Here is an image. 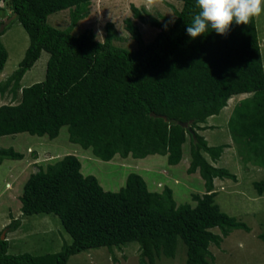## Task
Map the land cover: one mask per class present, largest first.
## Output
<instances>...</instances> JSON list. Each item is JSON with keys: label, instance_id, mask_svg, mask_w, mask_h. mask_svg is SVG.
Masks as SVG:
<instances>
[{"label": "trees", "instance_id": "1", "mask_svg": "<svg viewBox=\"0 0 264 264\" xmlns=\"http://www.w3.org/2000/svg\"><path fill=\"white\" fill-rule=\"evenodd\" d=\"M91 1L6 0L29 44L17 69L0 81V96L20 90L16 103L0 104V136L27 132L53 139L67 126L71 142L104 161L116 154H160L169 165L182 159L188 136L186 170L199 172L205 192L191 194L195 205L177 204L171 187L151 191L135 172L119 190H105L94 175H83L77 156L66 154L29 175L20 201L23 214L57 215L71 242L54 252L11 254L8 240L0 237V264H67L86 249L130 242L139 244L141 261L154 264L161 254L174 257L179 240L186 247L184 264H212L211 244L219 246L234 229L250 227L215 202L214 178L237 177L210 163L203 152L216 161L228 145H209L197 130L208 129L207 118L219 114L231 96L252 93L235 104L227 125L243 162L264 167V65L255 17L249 24L233 23L226 35L209 28L193 39L186 28L200 11L196 0H180L174 22L131 4L133 17L158 31L145 41L139 26L125 18L136 41L129 50L113 43L112 22L106 24L103 41L92 30L72 32ZM64 9L70 11V24L52 26L48 16ZM4 32L0 30V72L8 58ZM43 50L49 53L44 79L21 87ZM23 157L13 147L0 146V163ZM253 186L261 195L264 178ZM18 223L14 219L9 225L15 229ZM258 237L264 241V231Z\"/></svg>", "mask_w": 264, "mask_h": 264}, {"label": "rangeland", "instance_id": "2", "mask_svg": "<svg viewBox=\"0 0 264 264\" xmlns=\"http://www.w3.org/2000/svg\"><path fill=\"white\" fill-rule=\"evenodd\" d=\"M131 4L157 18H168L170 21L175 18V10L182 6L180 0H92L87 15L78 21L72 32L78 34L92 30L96 39L103 41L107 33L106 24L112 22L115 33L113 43L134 50L136 41L125 28V18H131L139 26L145 41H150L158 29L134 18ZM12 14L6 0H0V25ZM70 21L69 9L48 16V22L59 29L66 28ZM255 23L261 53L264 54V12L255 16ZM4 29L1 41L8 52V58L0 72V81L7 79L17 69L29 44L28 34L16 17L12 18ZM48 57L47 51L41 52L40 57L20 80L21 87L44 79ZM262 58L264 65V55ZM251 95L252 93H241L231 96L219 114L206 120L204 125L209 128L197 130L210 145H229L214 163L230 170L237 180L215 178V202L222 211L235 216L250 227L249 231L234 229L219 246L211 244L209 249L214 255L212 264H264V241L258 237L264 231V192L259 195L253 186V181L264 178V168L259 169L255 165L250 166L242 162L238 144L232 139L227 125L235 104ZM19 98V89L15 92L8 89L0 96V104L16 103ZM0 146L13 147L24 154L22 159H4L0 163V237L8 240V252L11 254L54 252L60 250L64 242H71V236L63 229L57 215L23 214L20 201L23 185L29 175L37 171L39 165L45 167L47 163H53L66 154L77 156L83 175H94L105 190H119L125 184L127 175L135 172L145 179L151 191H161L165 185L171 187L177 204L195 205L191 194L205 192L204 181L199 172L187 173L186 170L190 162L188 136L183 145L182 159L176 165H169L166 156L160 154H151L144 158H134L130 155L123 158L116 154L111 160L104 161L96 157L90 148L86 149L71 142L67 126H62L58 136L53 139L27 132L2 135ZM203 155L209 162L213 161L206 152H203ZM6 197H10L12 203ZM16 198L17 201L14 202ZM14 219L19 223L15 229H11L9 223ZM212 230L218 232L217 228ZM141 258L139 244L130 242L111 249L105 246L86 249L72 255L67 264H149L147 258H143L144 262ZM185 258L186 247L179 240L174 257L161 254L155 257L154 264H184Z\"/></svg>", "mask_w": 264, "mask_h": 264}, {"label": "clouds", "instance_id": "3", "mask_svg": "<svg viewBox=\"0 0 264 264\" xmlns=\"http://www.w3.org/2000/svg\"><path fill=\"white\" fill-rule=\"evenodd\" d=\"M196 3L200 11L186 28L193 39L208 33L209 28L226 35L233 23L249 24L253 17L264 12V0H196Z\"/></svg>", "mask_w": 264, "mask_h": 264}, {"label": "crops", "instance_id": "4", "mask_svg": "<svg viewBox=\"0 0 264 264\" xmlns=\"http://www.w3.org/2000/svg\"><path fill=\"white\" fill-rule=\"evenodd\" d=\"M154 36H155V35H154ZM43 51H44V50H43ZM213 116H214V115H213ZM213 116H210V117H213ZM208 119H209V117L207 118V120H208ZM222 144H225V143H222ZM209 145H210V144H209ZM218 145H219V144H218ZM227 145H228V144H227ZM227 147H229V145H228ZM225 148H226V147H225ZM225 148H224V149H225ZM224 149H223V152H224ZM223 152H222V153H223ZM221 155H222V154H221ZM220 157H221V156H220ZM220 157H219V159H220ZM113 158H114V157H113ZM219 159H217L216 161H212V162H210V163H212L213 165H215L214 162H217ZM242 162H243V161H242ZM243 163H244V162H243ZM244 164H248V165H250V166L253 165V164L250 163V162H247V163H244ZM215 166H217V165H215ZM218 167H219V166H218ZM255 167L259 168L260 166H256V165H255ZM260 168H264V167H260ZM260 168H259V169H260ZM197 172H198V171H197ZM202 180H203V179H202ZM214 180H215V178H214ZM203 185H204V182H203ZM22 191H23V189H22ZM159 191H160V190H159ZM214 191H215V189H214ZM21 194H22V193H21ZM262 194H263V193H262ZM6 198H7L8 200H10L11 203H12L13 200H12L10 197H6ZM10 201H9V202H10ZM15 201H17V198H16V200H14V202H15Z\"/></svg>", "mask_w": 264, "mask_h": 264}, {"label": "water", "instance_id": "5", "mask_svg": "<svg viewBox=\"0 0 264 264\" xmlns=\"http://www.w3.org/2000/svg\"><path fill=\"white\" fill-rule=\"evenodd\" d=\"M17 16V13L16 12H14L7 20H5L1 25H0V30H3L4 29V27H5V25L12 19V18H14V17H16ZM171 122H174V123H176L177 121L175 120V119H171L170 120ZM183 125H185V123H183ZM3 235V234H2ZM2 239H3V237H1Z\"/></svg>", "mask_w": 264, "mask_h": 264}]
</instances>
